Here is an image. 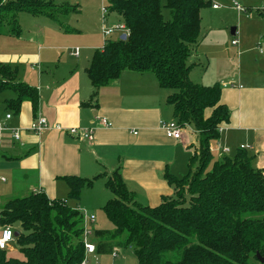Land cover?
<instances>
[{
	"label": "crops",
	"instance_id": "obj_1",
	"mask_svg": "<svg viewBox=\"0 0 264 264\" xmlns=\"http://www.w3.org/2000/svg\"><path fill=\"white\" fill-rule=\"evenodd\" d=\"M235 1L245 5L247 12H238L229 3L233 16L227 23L219 21L214 27L203 28L201 15L199 42L189 59L195 65L189 77L197 68L205 67L195 80L190 79L201 85L218 83L220 103L230 112L229 120L219 127V138L210 142L213 160L231 156L243 146L252 153L255 168L262 169L264 12L255 9L264 0ZM45 18L48 20H42L41 26L35 23L28 28L25 18L19 16L25 28L22 34L0 37V62L15 67L18 80L36 87L39 94L35 112L29 102H23L19 113L13 114L4 106L8 98L0 93V118L10 113L7 126L21 132L18 141L9 131L0 137V202L1 198L9 200L41 191L51 200L66 199L70 207L87 211L95 219L93 211L106 218L101 208L109 198L106 194L101 198L100 191L93 190L100 183L101 173L118 168L124 184L140 204L158 205L163 197L173 194L164 173L176 177L187 173L189 160L197 153V132L189 124L178 126L179 138L164 132L162 123L175 119L166 102L168 91L159 86L152 73L123 71L117 80L95 91L86 69L93 52L101 48L99 35L79 40L68 52L71 59L60 63L54 51L65 44L61 36L65 32L56 23L54 32L55 28L48 25L53 20ZM44 26L48 29H42ZM45 33L52 37L54 46L44 45ZM122 34L119 31L118 36ZM233 39L238 40L236 45L231 43ZM75 48H79L78 55L72 54ZM210 113L211 109H206L205 117ZM38 115L46 118L49 128L37 134L28 127ZM97 117L106 118L110 126H102ZM55 124L62 129L54 128ZM70 127L93 128V139L69 135L65 130ZM223 148L229 152L224 154ZM71 176L92 180L90 186L81 188L77 199L68 198L70 188L64 177ZM96 220L90 237L95 249L86 255V264H138L124 237H112L113 225L98 228ZM103 234H109L110 239ZM16 249L14 240L7 251Z\"/></svg>",
	"mask_w": 264,
	"mask_h": 264
},
{
	"label": "trees",
	"instance_id": "obj_2",
	"mask_svg": "<svg viewBox=\"0 0 264 264\" xmlns=\"http://www.w3.org/2000/svg\"><path fill=\"white\" fill-rule=\"evenodd\" d=\"M212 5V0H109L105 9L121 18L126 37L105 38L86 69L95 91L123 71L152 73L168 91L166 102L177 125H192L199 135V151L189 160L187 173H164L173 194L156 206L140 204L118 168L105 181L113 197L101 209L113 225L112 237H124L138 264H264V168H255L253 155L242 148L213 160L210 142L219 138L230 112L220 103L218 83L201 85L189 77L200 13ZM22 13L50 18L65 33L78 32L56 16L78 13L76 6L0 0V37L22 34ZM6 91L14 94L4 101L7 110L17 114L29 102L36 111L37 88L19 81L16 68L0 62V93ZM206 109H211L207 118ZM64 179L69 199H77L92 182ZM81 225V212L66 199L51 200L41 191L9 199L0 204V226H17L14 240L21 258L0 249V264H79L84 258Z\"/></svg>",
	"mask_w": 264,
	"mask_h": 264
},
{
	"label": "rangeland",
	"instance_id": "obj_3",
	"mask_svg": "<svg viewBox=\"0 0 264 264\" xmlns=\"http://www.w3.org/2000/svg\"><path fill=\"white\" fill-rule=\"evenodd\" d=\"M108 1L109 0H54V2H56V4L57 3H60V4L65 3V4H68L70 6H76V8L78 10V13H71V14L69 13L68 16H66V17L56 15L57 18L59 19V21L63 25L68 26L69 28H72V29L79 32V33H65V35H61V36H63V38L65 39L66 42H65V44H63V46H57V47H61V48L60 49L58 48L59 50L54 51V54L56 56H58V55L60 56V63H63L65 58L71 59L68 56V52H69L71 47H74L78 44L79 40L86 41L87 39L92 38L94 35L98 34L99 38H100L99 43L102 46L103 40L105 39V37H103V29L104 28L108 29V28H112V27L114 28L116 25L121 23V18L116 13L110 12V11L105 9L106 5L108 4ZM161 1L163 3L165 2V0H161ZM212 3L219 5V10H213L211 6L201 10L200 15H202V26H203V28L207 27V29H209L210 27H214L219 21L227 23V21H230L232 19V16H233L231 14L232 12H230L228 9L229 8L228 5H229V3H231V0H212ZM238 4L245 7V5H243L240 1H238ZM231 6H232V4H231ZM44 8L45 9H43V10H51L54 7L52 6V7H44ZM164 13H165V16L167 17L168 16L167 10H165ZM20 18L22 20L25 18V20H23V22L25 23L26 27H28V28L32 27L35 23L39 27V26H41V24H43V22H41L42 20H48L46 18L43 19L44 17L34 18V17H32L26 13H22L20 15ZM53 24H55V22L51 21V23L48 25H50V26L52 25L51 27L53 29L55 28L54 32H57L56 31L57 29ZM21 27H22V25H21ZM48 27L44 26V28H42V29L46 30V29H48ZM52 28H50V29H52ZM23 30H25L24 27H22V32H23ZM118 33H119V31L116 30V31L112 32L106 38L107 39H115V38H117ZM43 39H44V45L51 43V45L54 46V42L52 41V37L51 36L49 37L48 33H45L43 35ZM55 43H58V42H55ZM202 60H203V62H205L204 58ZM204 68L205 67L197 68L190 75V77L195 80L196 79L195 75L196 74H202L204 72ZM1 94H2L1 96H5L7 98L14 96V94L11 91H6V92H3ZM175 123H177V122L175 121ZM197 135H198V133H197ZM198 148H199V142H198V146L196 149L197 153L199 151ZM240 148L246 149L243 146ZM222 150L224 151V154H227L229 152V150L227 148H223ZM248 153L250 155H252V153L250 151H248ZM252 165H253V163H252ZM114 170H112L111 172L101 173V175H100L101 179L99 181L100 183H98L99 185L95 186V189L93 191H100L101 196L103 194H106V196L109 199L112 198L113 195L105 187L104 182L107 180L108 177L111 176V174ZM15 197H19V196H15ZM103 197L104 196H102L101 198H103ZM1 199H2V201L0 202L1 204L4 203L5 201H7V198H1ZM105 199H107V198H105ZM74 202L75 201H72L71 203H74ZM93 212L96 215V219H97L96 222L98 224L97 225L98 228L111 225V223H109V221L106 218H104V215H102L99 211H93ZM13 229H17V226H13ZM108 235L103 234L102 236L105 239H110V237H109L110 235L109 236ZM8 254L10 256H13V257L21 258V255L19 254L17 249L14 252H8Z\"/></svg>",
	"mask_w": 264,
	"mask_h": 264
},
{
	"label": "built area",
	"instance_id": "obj_4",
	"mask_svg": "<svg viewBox=\"0 0 264 264\" xmlns=\"http://www.w3.org/2000/svg\"><path fill=\"white\" fill-rule=\"evenodd\" d=\"M232 8L237 10L238 12H247V8L244 6H241L238 4L237 1L232 0L231 1ZM213 8H218L219 5L213 4ZM256 11L264 12V4H262L259 8L255 9ZM123 31V34H126L125 27L122 23L116 25L114 28H108L103 29V37H108L112 32L114 31ZM233 45H236L238 43L237 39H233L231 41ZM79 48H75L73 53L74 55H78ZM11 118L10 113H6L4 116V119L0 118V137L2 136V133L5 131H9L12 138L16 141L20 140L21 132L20 130L16 129H10L7 126L6 121ZM98 122L102 126H110V122L103 117H97ZM56 129L61 130L62 127L59 124H55L53 126ZM164 132L173 138H179L180 137V130L178 128V125L175 122H167L162 123L161 125ZM49 128L48 122L45 117H42L40 115L36 116L35 120L31 122L28 129L34 133H41ZM69 135L74 136L78 139H84L91 141L93 139V128H78V127H70L65 130ZM226 150V149H225ZM224 153V151H222ZM1 180H4L1 178ZM1 204V203H0ZM82 215V243L84 247V258L81 260L80 264H86V255L88 253L94 252L95 246L91 242L90 237L93 234V225L95 223V216L93 214L88 213L87 211L81 212ZM14 241V235H13V229L10 226H0V249L2 250H8L10 243Z\"/></svg>",
	"mask_w": 264,
	"mask_h": 264
},
{
	"label": "water",
	"instance_id": "obj_5",
	"mask_svg": "<svg viewBox=\"0 0 264 264\" xmlns=\"http://www.w3.org/2000/svg\"><path fill=\"white\" fill-rule=\"evenodd\" d=\"M231 32H233V28L231 29ZM125 37H126V34H122V35L120 36L121 39H125ZM14 236H17V232H14ZM257 258H258L261 262H263V259H262L261 257H259L258 255H257Z\"/></svg>",
	"mask_w": 264,
	"mask_h": 264
},
{
	"label": "bare ground",
	"instance_id": "obj_6",
	"mask_svg": "<svg viewBox=\"0 0 264 264\" xmlns=\"http://www.w3.org/2000/svg\"><path fill=\"white\" fill-rule=\"evenodd\" d=\"M13 235H14V231H13Z\"/></svg>",
	"mask_w": 264,
	"mask_h": 264
}]
</instances>
